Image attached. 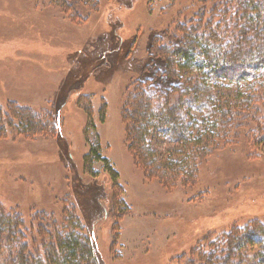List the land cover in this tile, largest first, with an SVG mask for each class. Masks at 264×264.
Instances as JSON below:
<instances>
[{
	"label": "rangeland",
	"instance_id": "374dc122",
	"mask_svg": "<svg viewBox=\"0 0 264 264\" xmlns=\"http://www.w3.org/2000/svg\"><path fill=\"white\" fill-rule=\"evenodd\" d=\"M179 1L97 0L73 10L56 0H0L1 107L30 108L43 124L38 132L5 127L0 205L25 214L73 208L99 264H184L211 233L264 224V146L242 136L223 144L202 158L193 185L170 188L146 177L128 150L125 103L136 81L159 79L164 65L151 51L173 32ZM234 89L220 82L214 96L231 104ZM93 147L121 188L102 161L88 165Z\"/></svg>",
	"mask_w": 264,
	"mask_h": 264
},
{
	"label": "trees",
	"instance_id": "16d2710c",
	"mask_svg": "<svg viewBox=\"0 0 264 264\" xmlns=\"http://www.w3.org/2000/svg\"><path fill=\"white\" fill-rule=\"evenodd\" d=\"M56 1L73 10L97 4ZM175 12L170 38L151 51L164 65L155 72L159 79L136 81L123 110L130 154L146 177L167 188L193 185L202 158L241 136L264 146V78L258 76L264 70V0H182ZM220 82L235 88L233 103L215 98ZM14 104L6 110L0 104V138L7 126L43 130L36 113ZM159 138L168 147L154 146ZM84 158L89 166L102 161L112 185L122 187L119 172L98 147ZM118 202L119 207L124 200ZM211 235L195 244L184 264H264V224L258 219ZM0 264H99V259L73 208L35 207L25 214L0 205Z\"/></svg>",
	"mask_w": 264,
	"mask_h": 264
}]
</instances>
